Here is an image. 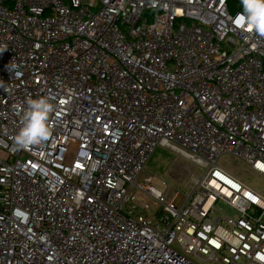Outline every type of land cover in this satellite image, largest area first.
<instances>
[{
    "label": "built area",
    "instance_id": "2783aa9c",
    "mask_svg": "<svg viewBox=\"0 0 264 264\" xmlns=\"http://www.w3.org/2000/svg\"><path fill=\"white\" fill-rule=\"evenodd\" d=\"M241 5L0 0V264H264V195L220 166L264 178V38ZM39 97L52 135L18 148ZM158 146L200 170L179 202L152 186Z\"/></svg>",
    "mask_w": 264,
    "mask_h": 264
},
{
    "label": "rangeland",
    "instance_id": "374dc122",
    "mask_svg": "<svg viewBox=\"0 0 264 264\" xmlns=\"http://www.w3.org/2000/svg\"><path fill=\"white\" fill-rule=\"evenodd\" d=\"M233 163V164H232ZM220 166L229 172H233L252 191L264 195V178L252 172L244 163L224 157L220 160ZM147 172L152 174V186L164 193L167 186L179 192L177 202L188 196L192 191L191 181L198 177L200 170L192 168L189 161L176 156L168 148L158 146L151 156L147 166ZM214 216L235 215V211L222 202L215 205Z\"/></svg>",
    "mask_w": 264,
    "mask_h": 264
},
{
    "label": "clouds",
    "instance_id": "9594fccd",
    "mask_svg": "<svg viewBox=\"0 0 264 264\" xmlns=\"http://www.w3.org/2000/svg\"><path fill=\"white\" fill-rule=\"evenodd\" d=\"M245 22L260 37L264 38V0H242ZM21 120L22 126L15 136L18 148H28L46 142L52 135L50 115L54 105L48 97L29 98Z\"/></svg>",
    "mask_w": 264,
    "mask_h": 264
},
{
    "label": "trees",
    "instance_id": "16d2710c",
    "mask_svg": "<svg viewBox=\"0 0 264 264\" xmlns=\"http://www.w3.org/2000/svg\"><path fill=\"white\" fill-rule=\"evenodd\" d=\"M230 7H231L232 10H235V9H236V8H235V7H236L235 4L232 3V2H231V4H230ZM239 10H240V11H244V7H243V5H241V7L239 8Z\"/></svg>",
    "mask_w": 264,
    "mask_h": 264
}]
</instances>
